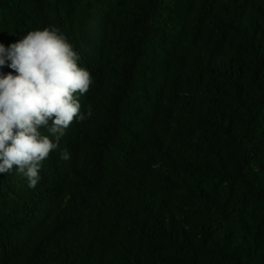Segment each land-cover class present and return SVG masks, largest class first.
I'll return each instance as SVG.
<instances>
[{
	"label": "trees",
	"instance_id": "trees-1",
	"mask_svg": "<svg viewBox=\"0 0 264 264\" xmlns=\"http://www.w3.org/2000/svg\"><path fill=\"white\" fill-rule=\"evenodd\" d=\"M45 27L92 116L0 173V264H264V0H0L5 48Z\"/></svg>",
	"mask_w": 264,
	"mask_h": 264
},
{
	"label": "clouds",
	"instance_id": "clouds-1",
	"mask_svg": "<svg viewBox=\"0 0 264 264\" xmlns=\"http://www.w3.org/2000/svg\"><path fill=\"white\" fill-rule=\"evenodd\" d=\"M79 59L55 28L31 30L8 48L0 43V67L9 61L15 72L0 74V173L16 169L35 189L42 162L59 148L66 129L92 116L91 106L81 112L78 94L88 92L92 76ZM60 159H70L67 149Z\"/></svg>",
	"mask_w": 264,
	"mask_h": 264
}]
</instances>
